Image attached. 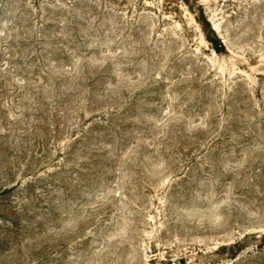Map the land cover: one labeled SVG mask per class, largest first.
I'll return each instance as SVG.
<instances>
[{
    "label": "rangeland",
    "instance_id": "374dc122",
    "mask_svg": "<svg viewBox=\"0 0 264 264\" xmlns=\"http://www.w3.org/2000/svg\"><path fill=\"white\" fill-rule=\"evenodd\" d=\"M0 264H264V0H0Z\"/></svg>",
    "mask_w": 264,
    "mask_h": 264
}]
</instances>
